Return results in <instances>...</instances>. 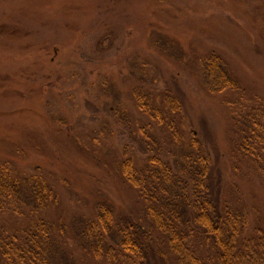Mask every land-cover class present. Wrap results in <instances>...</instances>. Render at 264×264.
I'll return each instance as SVG.
<instances>
[{
	"label": "rangeland",
	"instance_id": "374dc122",
	"mask_svg": "<svg viewBox=\"0 0 264 264\" xmlns=\"http://www.w3.org/2000/svg\"><path fill=\"white\" fill-rule=\"evenodd\" d=\"M211 53L264 102V0H0V159L14 150L21 171L38 168L57 184L69 238L98 191L119 215L137 214L138 199L115 166L126 147L143 155L126 109L137 112L133 93L146 60L160 88L180 96L188 130L212 159V186L229 201L263 206L264 179L232 156L231 113L207 91L201 59ZM160 133L174 165L183 151ZM75 248L56 260L88 264Z\"/></svg>",
	"mask_w": 264,
	"mask_h": 264
},
{
	"label": "trees",
	"instance_id": "16d2710c",
	"mask_svg": "<svg viewBox=\"0 0 264 264\" xmlns=\"http://www.w3.org/2000/svg\"><path fill=\"white\" fill-rule=\"evenodd\" d=\"M201 61L208 93L231 113L232 156L264 179V102L246 95L219 55ZM141 65L133 93L137 112L126 113L143 155L126 147L115 166L120 182L138 199L137 214L119 215L98 191L87 222L69 238L57 184L38 168L21 171L11 150L0 159V264H60L57 254L74 257L69 250L75 246L87 252L88 264H264V205H250L244 197L229 201L222 187L212 186V159L188 130L180 96L160 88V75L150 76L149 62ZM112 107L107 104L117 115ZM159 133L183 151L174 165L165 160ZM80 141L75 137L73 144ZM235 167L240 170L236 161Z\"/></svg>",
	"mask_w": 264,
	"mask_h": 264
}]
</instances>
